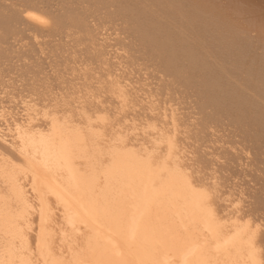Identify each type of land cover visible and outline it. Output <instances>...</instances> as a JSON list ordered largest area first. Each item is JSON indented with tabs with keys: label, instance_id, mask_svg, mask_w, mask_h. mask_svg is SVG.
<instances>
[{
	"label": "bare ground",
	"instance_id": "1",
	"mask_svg": "<svg viewBox=\"0 0 264 264\" xmlns=\"http://www.w3.org/2000/svg\"><path fill=\"white\" fill-rule=\"evenodd\" d=\"M128 255L264 264V0H0V264Z\"/></svg>",
	"mask_w": 264,
	"mask_h": 264
},
{
	"label": "rangeland",
	"instance_id": "2",
	"mask_svg": "<svg viewBox=\"0 0 264 264\" xmlns=\"http://www.w3.org/2000/svg\"><path fill=\"white\" fill-rule=\"evenodd\" d=\"M82 228H84V227H82ZM114 245H116V244H114ZM114 250H115V251H114L115 253H116V252L118 253V257H120V258H124V255H123V253L119 250V248L114 249ZM171 261H172V257L167 256L166 259H165L164 264H172ZM131 262H132L131 256L128 255V256L126 257V259H125V264H131Z\"/></svg>",
	"mask_w": 264,
	"mask_h": 264
}]
</instances>
